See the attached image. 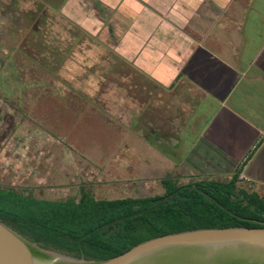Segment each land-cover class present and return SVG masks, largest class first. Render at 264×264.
<instances>
[{"label":"crops","instance_id":"1","mask_svg":"<svg viewBox=\"0 0 264 264\" xmlns=\"http://www.w3.org/2000/svg\"><path fill=\"white\" fill-rule=\"evenodd\" d=\"M61 140L120 189L264 186V0H0V159Z\"/></svg>","mask_w":264,"mask_h":264},{"label":"trees","instance_id":"2","mask_svg":"<svg viewBox=\"0 0 264 264\" xmlns=\"http://www.w3.org/2000/svg\"><path fill=\"white\" fill-rule=\"evenodd\" d=\"M240 172L241 167L226 180L187 184L167 175L161 194L115 199L82 193L78 201L53 200L0 186V219L43 247L104 259L167 233L264 226V197L238 185Z\"/></svg>","mask_w":264,"mask_h":264},{"label":"water","instance_id":"3","mask_svg":"<svg viewBox=\"0 0 264 264\" xmlns=\"http://www.w3.org/2000/svg\"><path fill=\"white\" fill-rule=\"evenodd\" d=\"M0 264H264V226L183 230L88 259L43 247L0 219Z\"/></svg>","mask_w":264,"mask_h":264},{"label":"rangeland","instance_id":"4","mask_svg":"<svg viewBox=\"0 0 264 264\" xmlns=\"http://www.w3.org/2000/svg\"><path fill=\"white\" fill-rule=\"evenodd\" d=\"M71 144L76 145L77 148L81 145L80 142L73 141L72 143H68L65 140H61L59 143L61 158L56 160L60 163L58 174L45 172L46 167L37 166L35 158L24 157L23 159L20 154L11 155L10 158L9 153L6 152L4 158L0 159V186L3 188H13L24 195H32L38 198L53 200L73 198L76 201L79 200L82 193H86L94 198H119L118 196H140L148 193L164 192V188L159 182L155 190L150 189L146 192V190L120 189L124 188L122 187L124 186L123 184H118L112 180H102L101 173L93 174L94 169L89 164H84V159L76 157L71 151H68V148L71 149ZM171 148L173 147L171 146ZM204 154L206 155V153ZM212 165L211 162L208 166L211 167ZM35 178H38V180H35ZM195 180L199 179L191 177L176 178L178 184H187ZM237 183L241 188L247 191H256L264 197L263 185L254 184L243 175L238 177ZM129 186L131 185H127V187ZM54 250L70 254L67 251Z\"/></svg>","mask_w":264,"mask_h":264}]
</instances>
